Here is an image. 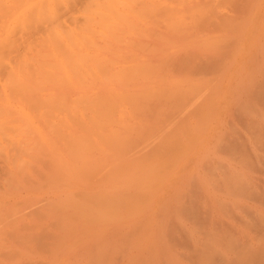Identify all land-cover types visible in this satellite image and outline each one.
I'll list each match as a JSON object with an SVG mask.
<instances>
[{"label":"bare ground","instance_id":"obj_1","mask_svg":"<svg viewBox=\"0 0 264 264\" xmlns=\"http://www.w3.org/2000/svg\"><path fill=\"white\" fill-rule=\"evenodd\" d=\"M258 2L0 0V256L49 250L46 264H80L85 233L107 223L108 209L122 213L126 190L181 139L172 132L187 108L254 67L246 39L230 34L264 13ZM206 19L224 47L204 51L206 39L192 36ZM198 180L181 211L199 228Z\"/></svg>","mask_w":264,"mask_h":264},{"label":"rangeland","instance_id":"obj_2","mask_svg":"<svg viewBox=\"0 0 264 264\" xmlns=\"http://www.w3.org/2000/svg\"><path fill=\"white\" fill-rule=\"evenodd\" d=\"M258 1L264 11V0ZM245 19L230 35L246 39V52L251 50L258 65L253 58L254 67L234 75L229 85L224 78L223 87L201 91L209 103L204 108L188 107L181 115L184 127L172 132L181 139L152 161L154 172H145L140 185L126 190L129 202L122 213L113 215V208L108 209L107 223H95L91 235L85 233V238H93L91 243L84 239L80 264H258L257 259L264 260V13H247ZM212 28L206 19L192 34L206 39L201 48L207 52L227 44L226 34L219 38ZM213 97L219 101L212 108ZM210 170L220 175L217 187L210 184ZM194 174H199L202 192V205L192 207L199 212L192 213L199 215L194 220L199 219V228L183 215L181 206L193 187ZM170 176L172 186L161 190L159 184ZM47 251L41 255L47 262L26 251L20 257L1 252L0 262L46 264L52 259Z\"/></svg>","mask_w":264,"mask_h":264}]
</instances>
